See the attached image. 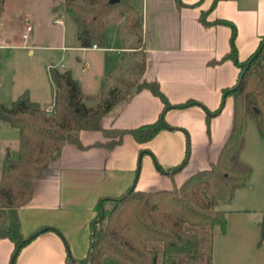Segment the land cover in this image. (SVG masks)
<instances>
[{
    "label": "crops",
    "instance_id": "crops-1",
    "mask_svg": "<svg viewBox=\"0 0 264 264\" xmlns=\"http://www.w3.org/2000/svg\"><path fill=\"white\" fill-rule=\"evenodd\" d=\"M182 2L184 5L176 0H137L141 10L134 4L143 16L144 43L140 50L145 56V69L141 80L158 81L172 104L189 99L200 104L167 110L166 120L176 128L162 129L145 143H138L128 133L121 143L109 148L104 144L107 138L99 130L82 131L81 146L67 143L36 177L33 198L20 211L24 235L46 229L22 248L16 264H64L69 252L78 259L84 258L90 245V224L98 213L101 197L119 196L132 186L150 191L170 188L219 157L230 135L234 114L233 96L223 101V89L237 83L240 68L227 57L231 52L232 28L218 21H230L236 26L238 56L241 61L246 60L264 35V0ZM120 41L122 47L94 48L81 47L77 39L74 45H63L61 49L78 52L74 61L82 62V73L76 76L77 67L66 69L64 63L55 67L70 70L84 93L95 95L102 82L109 81L128 62L129 41L123 37ZM105 49L118 53L117 61L108 66L101 62L100 56L92 61L85 53ZM91 68H96L94 79L99 77L101 81L96 91L86 88L84 70ZM54 96L55 92L47 105H42L41 99L38 102L50 110ZM204 106L211 111L220 108L212 116L209 128ZM163 108L162 100L149 89L135 91L104 116L103 126L131 129L152 123L160 117ZM184 130L190 135L191 156L188 164L172 178L156 167L154 157L165 170L178 166L186 153ZM10 153L17 157L18 149ZM244 187L245 184L239 187L233 197ZM251 202L252 199L224 209L227 230L216 229L210 237L212 264H264V243H259L264 211L260 209L252 214L256 207H251ZM13 249L10 239L0 240V264H12Z\"/></svg>",
    "mask_w": 264,
    "mask_h": 264
},
{
    "label": "trees",
    "instance_id": "trees-1",
    "mask_svg": "<svg viewBox=\"0 0 264 264\" xmlns=\"http://www.w3.org/2000/svg\"><path fill=\"white\" fill-rule=\"evenodd\" d=\"M5 1L0 0V12ZM176 1L184 5L182 0ZM63 7L77 26L81 47H91L94 43L105 46L107 28L112 23L119 26L124 40L130 39L132 48L143 46V16L132 0H64ZM218 22L232 28L231 52L227 57L240 68L237 83L223 89V101L233 96L234 114L230 135L219 157L170 188L150 191L132 186L119 196L101 197L98 213L90 224L87 255L78 259L69 252L64 264H105L106 257L123 264H192L198 261L212 264L210 237L216 229L226 232L228 226L227 211L220 205L232 198L251 173V167L240 157L248 118L256 121L264 136V35L256 51L241 61L235 43L236 26L226 20ZM136 68L137 84L132 90L125 82L122 88L107 85L104 80L97 94L87 95L70 70L51 66L50 76L56 87L52 109L43 108L28 91L8 105L0 101V121L20 131L18 156L13 157L7 151L0 171V240L8 238L14 243L12 264H16L22 248L46 229L39 228L24 235L20 211L33 198L36 177L49 167L67 143L81 146L80 133L84 130L102 131L107 138L104 144L109 148L121 143L128 133L138 143H145L162 129L176 128L166 120L167 110L200 104L195 99L172 104L158 81L141 80L144 55ZM142 89H149L162 100L164 108L160 117L155 122L131 129L105 128L104 116L119 102ZM204 109L209 128L212 116L220 108L211 111L204 106ZM184 131L186 153L178 166L165 170L154 157L156 167L172 178L188 164L191 156L190 135ZM260 228L259 243L262 244L264 213Z\"/></svg>",
    "mask_w": 264,
    "mask_h": 264
},
{
    "label": "rangeland",
    "instance_id": "rangeland-1",
    "mask_svg": "<svg viewBox=\"0 0 264 264\" xmlns=\"http://www.w3.org/2000/svg\"><path fill=\"white\" fill-rule=\"evenodd\" d=\"M64 0H6L0 12V101L7 104L28 91L33 100L47 105L52 100L55 84L50 76V67L64 63L66 69L75 68L76 76L83 71L82 62L74 61L75 50H62L61 46H72L77 41V26L63 7ZM134 4L141 10L137 3ZM61 19L63 22H61ZM123 37L119 26L112 23L106 32L105 47H122ZM115 38L117 41L114 42ZM120 39V40H119ZM119 40V41H118ZM124 68L106 81L107 85L136 87L137 68L142 59L141 47L132 48ZM33 45V46H32ZM137 50V51H133ZM77 52V53H76ZM90 60L101 57L106 66L117 61L116 51H85ZM136 54V55H135ZM97 62V61H96ZM102 63V64H103ZM96 68L85 69L86 88L96 91L100 87V78H95ZM133 84V86H131ZM126 85V86H127ZM20 131L0 121V160L7 151L14 153L18 149ZM241 160L251 167V173L235 197L222 202V209H229L238 203L252 199V214L264 211V136L260 134L256 121L248 118L245 129V146ZM110 205L109 203L106 204ZM249 207V206H248ZM253 216V215H252ZM205 244V243H204ZM105 264H123L110 257ZM184 264H187L186 262ZM200 264V262H192Z\"/></svg>",
    "mask_w": 264,
    "mask_h": 264
},
{
    "label": "built area",
    "instance_id": "built-area-1",
    "mask_svg": "<svg viewBox=\"0 0 264 264\" xmlns=\"http://www.w3.org/2000/svg\"><path fill=\"white\" fill-rule=\"evenodd\" d=\"M92 47L97 48V47H98V44H97V43H94V44L92 45Z\"/></svg>",
    "mask_w": 264,
    "mask_h": 264
}]
</instances>
